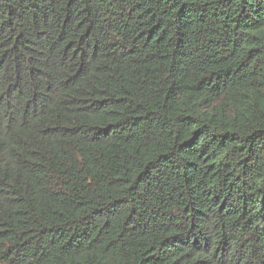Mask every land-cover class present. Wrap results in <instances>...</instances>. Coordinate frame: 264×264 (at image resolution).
<instances>
[{
    "label": "trees",
    "instance_id": "trees-1",
    "mask_svg": "<svg viewBox=\"0 0 264 264\" xmlns=\"http://www.w3.org/2000/svg\"><path fill=\"white\" fill-rule=\"evenodd\" d=\"M0 264H264V0H0Z\"/></svg>",
    "mask_w": 264,
    "mask_h": 264
}]
</instances>
